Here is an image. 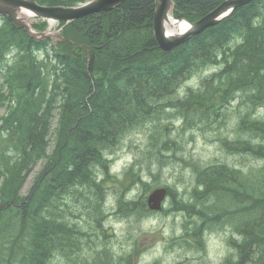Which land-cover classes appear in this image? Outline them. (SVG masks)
Segmentation results:
<instances>
[{"label":"trees","instance_id":"1","mask_svg":"<svg viewBox=\"0 0 264 264\" xmlns=\"http://www.w3.org/2000/svg\"><path fill=\"white\" fill-rule=\"evenodd\" d=\"M36 1L38 4L49 6L73 3L61 0ZM218 3V0H175L173 17L193 22L215 9ZM153 13V0H126L113 10L70 23L64 30L65 36L79 47H89L88 58L72 56L70 53L72 48L67 44H62L57 51L53 52L52 58H49L46 41L36 42L28 38L23 30L16 29L5 17L1 19L0 64H4L6 57L11 53L14 55L12 65L3 66L4 72L0 68L3 80L0 84V107L7 100L9 109L6 118H2L0 134L7 136V144L17 152L13 161L7 160L6 172L22 183L32 167L39 161L45 160L40 175L47 173L54 160L52 154L62 152L63 149L65 153L82 162L75 163L69 156L68 168L73 179L67 180L63 173L57 178L58 169L55 170V178L52 181L55 188L50 186V182H44L50 180V177H46L33 192V194L39 192L41 200L38 202H21L18 195L9 194L13 192L8 187L10 180L8 178L3 180L4 185L0 187V200L9 204L4 211L10 218L22 210L13 204L23 203V209L35 207L40 214L47 215L48 221L47 223L38 222L29 232H36L39 235V244L31 248L35 251L31 257H24L16 250L11 252L9 245L4 244L7 239L1 235L0 246L4 245L6 250L0 253V264H47L50 261L47 257L53 259L56 256H63L74 264L70 258L78 255L80 250L77 248L79 245L77 242L81 236H78L75 229L70 228L73 215L69 211L74 205L81 203L82 208L87 209L86 215L90 220L103 215L101 196L90 188L87 180L88 169H94L102 162L103 157L95 159L96 153L100 152L96 150L99 141L81 136L78 126H82V122L74 130L65 133L64 122L68 107L77 108L78 116L87 115L86 102L91 108H95L96 102L107 97L103 94L99 96L100 93L99 95L91 93L90 87L93 82L106 88L118 83L119 89L122 85L123 88L119 89L120 93L126 97L130 105L136 101L146 107L152 106L150 110L155 105L160 106L161 108L153 111L156 116L166 118L171 111L173 117L184 116V122L189 126L206 125L204 121L206 118L201 112L203 108L208 107L205 101L181 102L174 97L180 82L186 81L205 67L220 65L216 73L201 83L203 84L201 88L225 95L233 92L231 99L237 97L235 104L231 103V99L224 101L218 98L215 108L220 111V107L225 104V114L229 108H232L238 120L244 124V127L238 130L239 133L257 138H262L261 135H264V114L259 113L254 118L258 111H264V0H254L250 5L237 8L217 26L207 29L203 34L189 40L183 47H178L169 53L161 52L153 41ZM234 35L242 36V42L234 43L231 52L232 61L225 65V59H217L215 53L224 50ZM38 52L43 53L45 57L38 60L36 56ZM135 52H139L140 55L132 57ZM229 66L234 68L230 69ZM129 67L138 70L142 77L134 82H125ZM85 68L89 70L91 77L86 76ZM248 83L253 90L246 87ZM88 95L91 96L87 99ZM96 95L97 101H95ZM56 96L60 97L57 103ZM110 99L109 112L128 115L125 105L114 97ZM148 100L152 101V105H146ZM187 107L196 114H186ZM97 113L99 112L96 111V116L89 125L95 127L98 121H101ZM48 114L51 115V121L56 116L53 131L54 147L50 155L47 154L48 135L51 130ZM231 114H226V118ZM73 121L69 125H73ZM115 123L121 131L127 127L125 119L121 123H118V120ZM215 123L214 121L210 124ZM105 128V123L101 122L97 131L108 142ZM119 135H121L120 131L116 138ZM76 142L86 147L90 146L89 153L93 162L89 163L72 153ZM261 142H264L263 138ZM108 143L111 145V142ZM105 146L106 144H103V147ZM86 163L91 167L85 168ZM247 176L245 186L251 185L252 196L259 201H264V168L248 170ZM259 176L262 180L255 182ZM199 179L200 177L197 178ZM66 180L63 187L61 182ZM258 184L261 185L255 186ZM85 186L89 188L90 196H84L80 192V189ZM61 190L66 194L60 193ZM74 192L75 195H73ZM61 194L68 195L70 198H62ZM68 199L72 202L71 207L66 206ZM122 203L129 202H117V205L121 207ZM230 206L231 204H228L227 207ZM247 209L248 218H242L239 215V218L243 219L239 226L247 227L250 236L260 238L264 242V208L258 210L257 206H247ZM4 221L0 218V223ZM12 226L16 228V223ZM28 236L32 238V234ZM98 255L99 257L93 259L90 264H113L106 250H102Z\"/></svg>","mask_w":264,"mask_h":264},{"label":"bare ground","instance_id":"2","mask_svg":"<svg viewBox=\"0 0 264 264\" xmlns=\"http://www.w3.org/2000/svg\"><path fill=\"white\" fill-rule=\"evenodd\" d=\"M252 1H250L246 5H250ZM208 14V13H207ZM154 15V13H153ZM203 17V16H202ZM201 17V18H202ZM198 18L197 20H199ZM196 19L193 20V22L197 21ZM153 21V16H152ZM184 26L179 25V31H183ZM205 32V31H204ZM203 32V33H204ZM201 33V34H203ZM199 34V35H201ZM153 35V41L157 45L156 36H154V32L152 30ZM199 35L193 36L192 38H195ZM191 38V39H192ZM189 39V40H191ZM188 40V41H189ZM180 44L176 48L183 47L188 43ZM235 42H242V36L240 35H234L231 40L228 42L224 50L221 52H216V58L219 60H222V58L225 59L226 63L225 65L229 64L232 61V50L234 47ZM93 48V47H91ZM159 49V46H157ZM175 48V49H176ZM173 49V50H175ZM160 50V49H159ZM173 50L169 51L172 52ZM161 51V50H160ZM163 52V51H161ZM169 52H163V53H169ZM140 55V53H133L132 57ZM263 59V57H260ZM209 67H216L217 70L220 67L219 66H208L203 68L201 71L197 73H202ZM230 69H233V66H229ZM84 73L87 77H91V74L87 68L84 69ZM195 73V74H197ZM216 73V72H215ZM179 74H181V71H179ZM193 74L189 79L186 81H182L178 84V89L175 93L174 98H179L178 93L183 92V98H179L181 102L183 101H190V103H197L199 101H205L208 104L207 108L202 109V116L205 117V126L206 128L201 131V134L205 137L206 140L209 142H213L219 148L221 149V152L224 153L225 157L230 156H238L241 158H244L245 160H238L237 164L235 166H231L229 164H222V165H214L213 163H206L205 165H199L197 162H187L186 166L190 167L192 170V175L194 179H196V183L193 186V196H194V202H197V206H201V210L198 208L193 207L191 209V212L196 214L197 218H190L189 216H186L183 218L182 223L184 225L183 227V236L186 240H188L187 244L185 245V251L186 256L182 259L176 262V264H211L205 262V257L207 256V242L210 240L211 236L209 234L208 229H211L212 227L217 228L218 231L225 232L228 230L230 233L228 236H224V243L230 248V251H223L225 253V259L224 262L218 263V264H264V242L255 236H250L248 232V228L239 225L234 224L230 218V214L232 215H239L242 218H248L247 212V206L248 207H256L257 209H263L264 208V201H259L255 199L252 196V186L246 185V180L248 178L247 171L248 170H261L264 168V142H261V139H264V135H261L262 138H257L256 136H248L244 133H239L238 130H240V127H244V124L241 120H237L236 123H233V125H230L226 127V122L223 127H218L215 129L216 131H210L212 125L210 123H213L214 121L217 123H221L222 120H226V114L224 113V110L226 108V105H222L220 107V111L215 108V104L218 103L217 99L221 98L224 101H227L232 98L234 95L233 92L225 94H220L213 92L210 89H185V84L189 82V80L195 75ZM214 74V73H213ZM212 76V75H211ZM210 76V77H211ZM141 74L138 70L130 68L128 70V77L125 79V82H134L137 81L139 78H141ZM209 77V78H210ZM207 78V79H209ZM206 79L203 80L205 82ZM202 82V83H203ZM113 84V81L111 82ZM118 83L113 84L109 88H106L105 86L98 84V83H91V93L101 94L109 97H104L102 101H99L98 106L94 104L95 108H91L89 104L86 102V106L88 108L87 115H80L78 116V109L74 107H68L67 112V118L65 117V133H69L70 131L77 128L80 122L83 123L82 126H78V131L81 132V136H86L89 138L94 139L95 141H99V145L96 148V150L100 151L99 153H96L95 159L102 158V162L100 165L94 167L95 170L89 167H91L88 163L84 164L85 168L88 169V182L90 183V188L99 196H101L100 202H103V199H105V195H108L112 192H114L116 189L117 181L113 182L112 177V166L114 163V156L118 152V149H120L121 145L128 141V139L134 135V133H145L146 139H147V145L145 143L143 151L140 153V158L143 154H146L145 160L148 161L147 165V173H144L139 164L132 163L127 170L124 172V177H121V183L119 184L118 188H124L128 182L127 189L125 192L119 191L118 193H114L113 196V202H137L133 197L130 196L128 193L132 187H138L141 190H144L145 186L147 185V177L152 175L156 177L158 173H160L163 168L166 166V164H169L171 162L176 163L178 167H180V164L177 161L184 162V160L181 157V153L183 154L184 148H181L180 143L176 142L177 138H179L183 133L189 134L193 133L194 128L197 125L189 126L188 124H185L184 122V116L176 117L177 121H173L170 124H166L165 121L166 118L163 116H156L153 114V111L157 108H161L158 105H155L151 110L152 107H146L141 105L139 102L134 101L133 104H129L126 97H124L119 89H122L123 86L121 85L120 88H117ZM203 86V84H201ZM205 86V85H204ZM248 89L253 90L252 86L248 83L246 86ZM91 95H88L86 98L88 99ZM111 97H114L115 100H119L123 105H125L127 110V116H124L121 113H112L109 112L108 106L111 103ZM159 100V98H156ZM97 95L95 98V101H97ZM237 100V97H234V99H231V103L235 104ZM56 103L60 101V97H55ZM148 106L152 105V101L148 100L147 104ZM190 110V111H187ZM9 111V110H8ZM100 117L101 121H98L96 126L89 125L90 122H92L93 118L96 116ZM263 111V110H262ZM186 114L194 115L196 114L195 111H193L191 108H186L185 111ZM260 111L257 112V114L254 116L256 118L259 115ZM137 114L135 117L134 115ZM264 114V111H263ZM49 115L50 122H51V115ZM217 115H220L217 117ZM222 117V119H221ZM127 122V127L125 130L120 129L118 125L116 126L115 121L118 120V123H121L122 121ZM74 120V121H73ZM73 125H69L70 123ZM105 123V130L106 135L108 138V142H111V145L98 133L97 127L100 126V123ZM147 122L152 123L151 125L146 124ZM152 127V129L150 128ZM174 128L178 129L176 138H173ZM121 133V135L117 136V133ZM198 133V131H196ZM211 132L214 133V135H211ZM7 136L4 134L0 135V142H3L2 147V154L0 157V177H5L10 180L8 183V187L13 191L12 193H9L12 196L18 195V199L20 198L21 202H38L41 200L39 198V192H35L32 197H22L19 190L21 191L23 187V181L20 185L18 180L14 179L13 176L9 175L6 172V163L8 161H13L16 156L17 152L12 150V148L7 144L6 141ZM15 138V137H14ZM8 140V138H7ZM32 142V141H31ZM79 142H83L79 140ZM76 142V144L73 147L72 153H74L76 156H80L87 160V162H93L92 157L90 156L89 150L90 146H84L83 144ZM13 145V143H11ZM102 144V145H101ZM103 144H106L105 147H103ZM114 145V146H113ZM113 146V147H112ZM130 152V151H129ZM133 152V151H132ZM48 155L50 153L47 152ZM69 156L70 160L77 163L82 162L81 160L75 158L74 156L65 153V150L63 149L62 152H56L55 155L52 154V157H54V160L52 162V166L48 169L47 173H44V175L40 176L37 181V186L45 180L46 177H50V180L44 181V182H50V186L55 188V185L52 181H54L55 170L57 171V178L63 173L65 174V178L69 181L73 179V175H71L70 168L69 167ZM134 156V153H133ZM137 158V159H138ZM45 161V160H41ZM64 168V169H62ZM68 168V169H67ZM153 172L156 174L153 175ZM22 174V172H21ZM197 180V178H199ZM52 179V180H51ZM66 181L61 182L63 187L66 184ZM255 182H258L259 180H262V177L259 176L257 179H255ZM110 181V182H109ZM2 185H4V182L2 181ZM261 184L255 185L260 186ZM254 186V185H253ZM254 186V187H255ZM69 187V186H68ZM110 187V188H109ZM117 188V189H118ZM36 190V189H35ZM81 192V189H80ZM62 194H66L65 191L61 190ZM129 195H128V194ZM61 194V195H62ZM75 195V192L74 194ZM63 196V195H62ZM34 197V198H33ZM70 198L68 195H64L62 198ZM31 198V199H30ZM30 200V201H29ZM83 201V200H80ZM16 202V201H14ZM245 202L247 204H245ZM181 203V202H180ZM231 204L230 212L227 208V205ZM121 207H117L115 209V213L122 217V219H129L131 217V210L128 209L132 208L134 210H138L137 206L130 203H122ZM224 205V206H223ZM223 206V207H220ZM16 208V207H15ZM20 211L17 212L14 216L9 215H3L0 218L5 220L3 223L0 224V236L3 235L5 239H7L4 244L9 245V249L11 252L13 250H16V252H20L22 256L24 257H31L35 254V251L31 248L33 246H37L39 235L34 233H29L31 228H34L38 222L41 223H47V215L46 214H40L39 210L35 207H31L29 209H23V203L19 204L17 207ZM219 209L220 211H215ZM177 213L182 211L181 208H177L173 210ZM72 219V223H70V228L78 230L77 222H75V219ZM105 220L104 215H100V217H95L91 219V222L93 221L100 227ZM222 222H227L229 226H226L221 228L219 227V224ZM16 223V228H14L12 225ZM29 228V230H28ZM19 230L26 231V235L23 237L22 234L20 235ZM4 232V234H2ZM28 234H32V238L28 236ZM228 234V233H227ZM150 235V234H146ZM226 235V234H225ZM249 235V236H248ZM80 244L77 248L79 250H82L85 246L87 249L91 252H94V245L91 241V236L87 237L88 234H80ZM19 237V238H16ZM29 238V239H28ZM40 242V241H39ZM78 244V242H77ZM104 249V248H103ZM101 249V251L103 250ZM6 250V247L4 245L0 246V253H3ZM100 251V252H101ZM99 252V253H100ZM98 253V254H99ZM99 255L96 256L98 258ZM65 258V257H64ZM48 260H53L51 257H47ZM48 261L47 264L50 262Z\"/></svg>","mask_w":264,"mask_h":264},{"label":"rangeland","instance_id":"3","mask_svg":"<svg viewBox=\"0 0 264 264\" xmlns=\"http://www.w3.org/2000/svg\"><path fill=\"white\" fill-rule=\"evenodd\" d=\"M1 25L2 20L0 18V26ZM46 47L49 56H51L52 51L49 46ZM13 58L14 57L11 56L8 57V63L11 62ZM3 66H5V62L4 64H0V68ZM3 71L4 68H2V72ZM217 71L216 67H209L202 73L195 74L189 82L184 85L185 89H200L203 80L209 78ZM1 77L2 76L0 75V83L2 81ZM183 95V92L178 93L179 98H183ZM233 112L232 108H229L226 114H232L229 115L225 121L223 119L221 123L217 122L213 124L210 131L215 132V129L223 127L225 122L226 127L236 123L238 116ZM3 114L4 109L1 107L0 118ZM168 114L169 115H167L165 119L167 122L166 124L177 121V118L173 117V112L169 111ZM260 114H263V111H260ZM212 122H214V119ZM54 125L55 121L52 120L51 130L48 135V153H50L54 147ZM150 128L152 129V127ZM205 128L206 126L204 124L197 125L194 130L198 131V133L196 131L189 134L183 133L179 138H177L176 142L180 143L181 148H184L183 154L181 153V157L184 162L177 161L180 164V167L173 162L166 164L163 170L158 173L156 177L152 175L147 177V185L144 190H141L138 187H132L130 189L128 193L137 202L129 203L136 205L138 210L136 211L128 207V209L131 210V217L127 220L122 219V217L117 214H114L118 205L117 202H113V196L114 193H118L119 191L125 192L127 189L130 182L129 180L124 188H118V186L121 183V177H124V172L132 163L139 164L141 170L144 173H147L148 161L145 160L147 155L143 154L140 158H138L144 149L145 143L147 145L146 135L145 133L135 132L134 135L128 139V141L121 145L120 149H118V152L114 156V163L111 169L113 177L112 181H117V185L115 187L116 190L108 195H105V199H103L102 209L105 220L102 225L98 227L94 221L93 223L91 222L86 215L87 209L82 208L81 203L79 205H74L72 210L69 211L73 215L72 218L75 219V222H77V226L79 227L77 230L78 236L82 233L88 234L87 237H92L91 241L94 245V252L89 251L85 246L77 253L78 255L71 257L70 260H72L74 264H90L103 248L109 253L113 264H176L177 261L182 260L186 256L185 245L188 240H186L183 236L182 229L184 225L182 220L186 216H189L190 218H193L194 216V218H197L196 214L191 212V209L195 207L201 210L202 208L201 206H197V202H194L193 186L196 183V179H194L192 170L190 167L186 166V163L193 161L199 163V165L213 163L214 165L229 164L231 166H235L238 160H245L244 158L238 156L229 155L228 158L225 157L219 146L213 142H209L201 134V131ZM174 130L173 138H176L178 129L174 128ZM211 135H214V133L211 132ZM3 145L4 144L1 141L0 157ZM43 166L44 162L40 161L33 167L28 176L25 177L23 187L20 191L22 196H26L28 194V191L30 190L33 182L39 176ZM95 171L97 172V170ZM155 174L156 173L153 172V175ZM159 187L167 189L168 197L163 203L161 211L152 213L146 209L145 199L152 190ZM81 190L84 196H90V194H88L89 188L87 186L83 187ZM66 206H72L70 199H68ZM177 208H181L182 211L179 213L173 211ZM228 210L229 212L231 211L230 208H228ZM215 211L220 210L217 209ZM78 216L79 218L76 219ZM230 216L232 217L230 220H232V222L236 225H240L243 221L241 217L239 218L236 215L234 216L230 214ZM225 225L229 226L227 222L219 224L220 230L225 227ZM208 231L211 238L207 242V256L205 257V262L211 264L222 263L224 262L226 255L223 251L231 252L230 248L224 243V236H228L230 232L228 230L225 232H219L218 229L214 227L208 229ZM19 232L23 237L27 233L23 230H19ZM78 244H80V240H78ZM48 264L71 263L63 256H56Z\"/></svg>","mask_w":264,"mask_h":264},{"label":"water","instance_id":"4","mask_svg":"<svg viewBox=\"0 0 264 264\" xmlns=\"http://www.w3.org/2000/svg\"><path fill=\"white\" fill-rule=\"evenodd\" d=\"M124 1L126 0H84L76 6L47 7L38 5L34 0H0V16H6L16 28L24 30L33 40L48 39L55 47L58 43H69V41L62 37L60 31H35L31 28L34 18L54 24L64 22L67 25L92 14L113 10ZM250 1L253 0H223L219 6L196 22H187L173 19V0H154L152 30L156 36L157 46L161 51L169 52L178 45L186 43L193 36L216 26L235 8L248 4ZM179 25L184 26L183 31H179ZM165 193L164 189L152 192L147 198L148 208L152 211L160 210Z\"/></svg>","mask_w":264,"mask_h":264}]
</instances>
